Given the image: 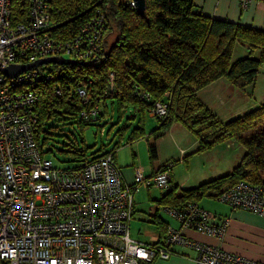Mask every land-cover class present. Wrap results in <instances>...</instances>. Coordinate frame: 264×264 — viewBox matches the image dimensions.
<instances>
[{
  "label": "built area",
  "instance_id": "2783aa9c",
  "mask_svg": "<svg viewBox=\"0 0 264 264\" xmlns=\"http://www.w3.org/2000/svg\"><path fill=\"white\" fill-rule=\"evenodd\" d=\"M133 7V0H126ZM245 8L254 0H238ZM49 0H0V264H142L166 258L175 244L190 245L196 264H264L220 247L189 240L179 228L167 226L160 242L146 243L130 235L134 193L139 187L169 188V173L145 175L140 166L133 182L123 181L113 153L98 155L77 168H59L38 146L34 129L35 85L46 72L38 66L8 76L13 63L47 56L88 58L99 48L104 19L94 16L68 39L50 36ZM21 12L23 19L16 16ZM111 75V74H110ZM59 93V89H56ZM76 93L86 99L85 90ZM140 96L150 99L148 92ZM168 101L157 100L150 112L164 118ZM97 105L82 109L93 116ZM184 153V149H180ZM215 198L264 217V188L240 179ZM182 227L222 235L226 223L190 201L165 207Z\"/></svg>",
  "mask_w": 264,
  "mask_h": 264
},
{
  "label": "trees",
  "instance_id": "16d2710c",
  "mask_svg": "<svg viewBox=\"0 0 264 264\" xmlns=\"http://www.w3.org/2000/svg\"><path fill=\"white\" fill-rule=\"evenodd\" d=\"M53 28L50 36L68 39L94 16H102L105 29L102 40L88 58L61 56L64 63L49 62L38 67L46 74L35 85L34 137L42 152L50 132L46 122L58 114L67 118L79 116L84 129L90 118L100 119L107 112V102L117 104L118 111L131 106L140 115L151 110L157 100L168 101L164 118H156V126L146 134L141 118L132 129L129 142L147 136L151 161L157 158L156 140L173 122L186 127L197 140V150H204L219 140H233L244 147L239 161L230 171L181 187L172 183L158 202L165 207H182L213 196L223 188L244 179L264 188V102L241 115L220 120L198 96V90L219 77L243 87L252 83L264 62V29L240 22L210 17L196 8L193 0H145V9L137 12L126 0H49ZM16 17L23 19L19 12ZM113 36V37H111ZM246 46L248 55L232 59L234 44ZM259 52L258 56L253 55ZM111 74V75H110ZM81 86L86 99L76 93ZM59 89V93L56 92ZM148 92L150 99L140 96ZM97 105V112L86 118L80 111ZM82 142L84 140L82 139ZM120 144L86 158V145L72 153L84 162L98 155L113 153ZM184 159V155H183ZM172 161L159 164L156 171L169 170ZM155 171V172H156ZM163 229L166 230L165 225Z\"/></svg>",
  "mask_w": 264,
  "mask_h": 264
},
{
  "label": "rangeland",
  "instance_id": "374dc122",
  "mask_svg": "<svg viewBox=\"0 0 264 264\" xmlns=\"http://www.w3.org/2000/svg\"><path fill=\"white\" fill-rule=\"evenodd\" d=\"M232 54V59L246 56L248 49L236 42ZM253 55L258 56L259 52L254 51ZM198 96L222 121L243 114L264 102V62L252 83L238 87L232 85L227 78L219 77L202 88ZM107 109L108 112L104 117L90 118L84 129H80L78 124L79 116L67 118L66 114H58L46 122L50 135L44 149H49L47 156L52 158L57 167L73 168L81 164L72 153L62 151L67 150L68 145L73 146L74 149L85 144L86 158H90L100 153L98 149L101 144H104L105 150H110L115 143H118L120 146L116 148L115 158L120 166L134 162L152 168V164L158 161L161 164L172 161L168 170L172 183L181 187H192L230 171L233 166L230 165L231 162L239 158L244 151V147L239 142L229 145V140H219L204 150H197L196 137L180 123L173 122L170 129L157 138V158L151 161L147 150V136L132 142L128 141L132 129L140 118L146 134L156 126V118L150 110L140 115L139 111L127 106L119 112L115 102L113 104L107 102ZM182 147H185L184 153L180 152ZM149 187L148 189L139 187V191L134 193L138 211L132 216L130 235L135 240L140 238L139 241H148L154 224L146 220L151 218L148 212L153 210L152 205H156L151 197L165 191V189ZM206 197L216 199L213 196ZM158 211L159 214L164 215L165 207L160 206Z\"/></svg>",
  "mask_w": 264,
  "mask_h": 264
},
{
  "label": "crops",
  "instance_id": "0c3cea01",
  "mask_svg": "<svg viewBox=\"0 0 264 264\" xmlns=\"http://www.w3.org/2000/svg\"><path fill=\"white\" fill-rule=\"evenodd\" d=\"M193 4L196 8L200 9L204 14L210 17L240 22L245 25H251L264 29V0H254L250 2L245 8L240 7L238 0H193ZM213 82L214 81L210 82L206 86L210 85ZM202 88L198 90V95L199 91ZM228 142L229 145H233L237 141L230 140ZM184 148L185 147H182L180 149ZM240 157L236 160H233L234 162H231L232 164L230 165L234 166L239 161ZM114 159L116 161L115 157ZM117 164L121 169L123 181L126 184L132 183L134 170L137 165L141 164H134V162L125 166H120L118 162ZM159 164L161 163H159L158 161V163L152 164V168H147L146 164H142L140 167L142 168L143 173L148 176L156 171V167ZM146 188L148 189L150 187ZM137 191H139V188L135 192ZM164 192L165 191H163V193ZM163 193L160 192L158 196L151 197L156 205H152L153 210L148 212L151 218L146 220L154 224L152 225V231L150 232L148 241H142H145L146 243L160 242L165 233L163 225H165L166 228L167 226H172L175 228H179L180 232L189 240L199 241L209 245L217 246L228 252L264 262L263 216L246 208L231 207L229 204L218 199L203 197L198 201V204L202 208L215 214V224H219L222 221L226 223L222 235H212L198 231L194 228L182 227L180 225V222L174 216L172 217V215L166 210V208L164 211L165 216L159 214L158 209L160 208V206L165 207V205L158 202ZM136 209L137 205L135 202L134 212L138 211ZM171 249L172 253H170L168 257H155L152 261L142 264H196L195 257L197 251L192 246L175 244L171 246Z\"/></svg>",
  "mask_w": 264,
  "mask_h": 264
},
{
  "label": "water",
  "instance_id": "95a60500",
  "mask_svg": "<svg viewBox=\"0 0 264 264\" xmlns=\"http://www.w3.org/2000/svg\"><path fill=\"white\" fill-rule=\"evenodd\" d=\"M133 7L134 9L142 13L145 9V0H133ZM68 60H73V59H65L61 56H47V57H42L38 58L36 60H33L31 62H26V63H13L9 65L6 69V74L8 76H15L19 74L20 72L32 68L34 66H38L41 64H46L49 62H55V63H64L67 62Z\"/></svg>",
  "mask_w": 264,
  "mask_h": 264
}]
</instances>
